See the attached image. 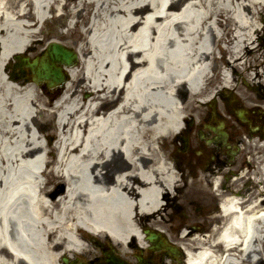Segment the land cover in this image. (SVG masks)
Listing matches in <instances>:
<instances>
[{
  "label": "bare ground",
  "instance_id": "6f19581e",
  "mask_svg": "<svg viewBox=\"0 0 264 264\" xmlns=\"http://www.w3.org/2000/svg\"><path fill=\"white\" fill-rule=\"evenodd\" d=\"M259 21L264 0H0V264H88L85 256L97 254L90 235L121 259L146 258L145 230L158 233L157 252L187 253L162 264H262L264 160L256 182L237 172L253 183L250 193L238 177L223 183L224 214L206 218L208 233L156 216L183 187L201 204L223 187L203 168L186 181L183 163L195 127L212 139L198 119L216 109V97L229 94L233 105L227 89H236L252 105L235 74L264 84L263 55L249 49ZM65 40L77 58L61 66L55 102L45 83L4 66L17 54L21 66L40 60L48 43ZM230 117L219 126L227 142ZM262 139L249 140L264 147ZM199 145L198 158L207 157Z\"/></svg>",
  "mask_w": 264,
  "mask_h": 264
},
{
  "label": "rangeland",
  "instance_id": "374dc122",
  "mask_svg": "<svg viewBox=\"0 0 264 264\" xmlns=\"http://www.w3.org/2000/svg\"><path fill=\"white\" fill-rule=\"evenodd\" d=\"M53 24V18H50ZM258 25V29L255 33H253V43L251 44V48L249 47L250 50H253L254 48H258L257 53L258 54H262V59L264 58V21H259L257 23ZM49 28L48 27H44L43 28V32L40 34V36L43 33L49 32L48 31ZM68 44V46H72V50L75 49V47L72 45L71 41L69 40H65ZM70 44V45H69ZM67 46V47H68ZM70 48V49H71ZM29 54H31V50L29 51ZM251 54V53H250ZM250 55H248L249 57ZM14 61V60H13ZM11 61V62H13ZM10 62V64H12ZM9 63V62H8ZM14 63V62H13ZM242 67V66H241ZM242 70V68H240ZM239 71V70H238ZM240 74H235V84L238 85L242 90H248L251 93L254 94V96L252 97V105L248 104L247 101H245L243 99V95H241L236 89H230V92L232 95H234V99L238 100V102L240 103L237 106H234V109H229L227 108V110L224 108V103L227 102V100H224L223 98L220 97H216V101H217V107L215 110H217V112H220V114L223 115V117L228 118L230 117V121L229 127L233 128H229V130H231V132L235 131L234 128L236 129V140L237 141V137L239 138L238 140H242V144H241V155L240 156H236V159L234 158V160L232 161L231 159V163L228 165L229 160H226V158H223L222 161L220 162L219 166L217 165H208V167L212 168L211 171H214V177H216L217 182L220 184V186L223 185V181H225L226 179V175H224V173H222V169H224L225 171H227L229 168L233 169L234 171H238L241 168L244 170V172L250 171L252 169H254V167H257V162H254V156L257 157L260 155V153L258 152L261 148L258 145V143H253L251 141H249V137H248V131L247 129H244L242 127V125L237 121L233 110H237V109H241V108H248L249 111L252 107H259L260 109L264 110V84L260 83L258 79L253 80V81H249L248 83H246L243 78L240 76L241 72L239 71ZM25 80V79H24ZM30 80V79H28ZM66 80V78L63 80V82ZM62 82V84H63ZM62 90V86L59 85L57 87H55L53 90H46V96H47V100L49 101H57V98L59 97L60 93ZM224 92V91H223ZM50 96H49V95ZM229 95V94H228ZM49 101V102H50ZM48 102V104H49ZM229 110V111H228ZM211 111V108H205L202 110V114L198 119V122L200 123V125H205L206 123H208L207 121V117L209 115V112ZM53 117L52 119L45 121L44 123V131H48L51 129V123H52ZM199 126L195 127L193 129V132L191 134V143H192V151L195 150V152H192L193 154L191 155V157L189 158V162L191 163L194 159L193 155L196 154V151L199 150L200 147V143H203V139L200 138V132L198 131ZM183 136L185 135L182 134ZM235 135V134H234ZM233 135V137H234ZM178 136V135H177ZM176 139V138H175ZM181 139H176V143L177 145L180 147L182 146V143L180 141ZM213 147H215L214 143H211L207 148H208V152L209 153H214L213 152ZM194 148V150H193ZM187 152V151H186ZM253 155V156H252ZM208 156V154H207ZM204 161V160H203ZM184 170L186 171V173L188 174L189 172H191L190 170H195L196 172H199L200 167H198L197 165L193 164V167H190V165L188 164V161H184ZM228 165V166H227ZM205 168H203L204 170ZM211 171L206 170L205 169V173L206 174H210ZM196 172L194 173V175H192L191 173H189L186 176V181H191L192 179H197V175ZM213 174V173H211ZM210 174V175H211ZM243 174V173H242ZM245 174V173H244ZM247 176V174H246ZM238 177V178H237ZM231 178V177H230ZM237 178V182H239L240 184V188H242V186L245 184L244 183V179H239V176L233 175V178ZM209 179V177L204 176L203 178V182H207V180ZM255 181L260 179V176H258V174L255 175L254 178ZM254 181V182H255ZM253 184V183H252ZM190 186V185H189ZM188 186V187H189ZM238 186V185H235ZM249 184L244 188H249ZM196 188V185L195 187ZM193 188V189H194ZM214 190H215V185L213 186ZM187 190V187H183L178 191H174V193H171L170 195H168L169 197L167 199H165V203H168L169 205L165 206L164 209H162L160 211V214H157L156 216L158 218H164L163 221H165V224H181L182 222H186L187 228L186 230H192L193 233H197L198 231V227H202L203 230L202 232H208L209 228L206 226V218L213 214V203H214V199L218 200V196H216L214 194L213 191L206 199H204V202L201 203H197V198H199V193H197V191H192L189 195H186L184 192ZM217 192H222L221 188L217 191ZM257 191H255L254 193H256ZM250 193V192H248ZM196 197V198H195ZM176 206V208H174ZM150 219V218H149ZM146 223H149V220H145ZM165 235V233H163ZM95 239L96 236L95 235H90V238H87V241L89 240V242H91L92 246H95V253L94 255H87L85 256L87 259H91L92 261H95V258L97 256H101L102 252L100 249H98V245L92 240L90 239ZM97 239V238H96ZM105 244V241H103ZM149 243L147 245V248L145 249L147 255L150 253V251L148 250L149 247ZM118 247V246H116ZM180 251L183 252V249L180 248ZM118 257L119 254L117 255ZM136 256L135 254H132L130 256V258L128 259V263L130 264H137L136 261ZM121 259V257H120ZM180 260H183V258L181 259V256H179ZM125 261V260H124ZM163 261H169L168 258L164 257Z\"/></svg>",
  "mask_w": 264,
  "mask_h": 264
},
{
  "label": "water",
  "instance_id": "95a60500",
  "mask_svg": "<svg viewBox=\"0 0 264 264\" xmlns=\"http://www.w3.org/2000/svg\"><path fill=\"white\" fill-rule=\"evenodd\" d=\"M48 51L51 55V58L54 61V65H55V63H63L66 65H69L76 59L75 54H72L70 51L66 50L65 48H63L57 44L51 45L50 48L48 49ZM33 65L34 66L36 65V61L34 62ZM40 67H41L42 73H40L39 71L37 72V76L40 79L48 77V75H53V72L51 70H49L48 65H46L45 63H42L40 65ZM38 73H40V74H38ZM62 79H63V75L60 72V68L59 67L56 68L54 66V84L60 83ZM147 239L153 244L151 249L159 250L161 248L160 243L157 240V236L155 234L147 233ZM164 249H166V248L164 247ZM139 262H140V264H148V263L144 262L142 259H139ZM110 264H124V263L118 262L115 260H111Z\"/></svg>",
  "mask_w": 264,
  "mask_h": 264
}]
</instances>
